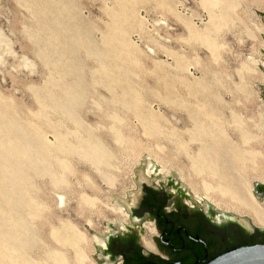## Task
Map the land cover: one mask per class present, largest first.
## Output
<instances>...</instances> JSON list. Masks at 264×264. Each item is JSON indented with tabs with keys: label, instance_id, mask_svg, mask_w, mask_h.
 I'll return each instance as SVG.
<instances>
[{
	"label": "rangeland",
	"instance_id": "obj_1",
	"mask_svg": "<svg viewBox=\"0 0 264 264\" xmlns=\"http://www.w3.org/2000/svg\"><path fill=\"white\" fill-rule=\"evenodd\" d=\"M263 46L264 12L247 6L0 0V264H107L140 175L189 205L218 197L193 124L220 126V181L252 195L264 185ZM98 146L108 182L89 155Z\"/></svg>",
	"mask_w": 264,
	"mask_h": 264
},
{
	"label": "flooded vegetation",
	"instance_id": "obj_2",
	"mask_svg": "<svg viewBox=\"0 0 264 264\" xmlns=\"http://www.w3.org/2000/svg\"><path fill=\"white\" fill-rule=\"evenodd\" d=\"M256 194L264 200V186ZM188 198L143 182L125 227L104 241L107 264H206L238 246L264 244V230L250 233L211 206L189 205Z\"/></svg>",
	"mask_w": 264,
	"mask_h": 264
},
{
	"label": "bare ground",
	"instance_id": "obj_3",
	"mask_svg": "<svg viewBox=\"0 0 264 264\" xmlns=\"http://www.w3.org/2000/svg\"><path fill=\"white\" fill-rule=\"evenodd\" d=\"M206 2L212 7H214V9H218L221 13L228 12L232 15L235 14L238 8L246 6L250 8L252 7L253 9L258 10V12H264V0H206ZM193 126L195 130H203L204 132L205 130L207 131V133L204 135L192 136L190 139V146L192 148V151H194L195 161L197 162V164H199V168L202 173L206 174L211 178H218V182H220V184L222 185L220 180L223 177V172L225 171L226 173V171H228V168L230 167L229 164L231 162L230 155L226 153L224 149L226 144L223 141L224 136L218 129L219 125L215 121H206L203 124H193ZM98 142L96 143L99 144ZM98 147L100 148V150L98 148H95V151L89 152V155L96 163L93 166H96V173L98 174V176L108 182L110 179L107 175V172L110 171V165H108L109 163L106 161L110 159L111 154L109 155L107 151L102 149L100 146ZM27 156H29L28 152ZM37 164L42 165L43 162H38ZM147 174L149 175L150 173L148 172ZM137 178L139 184L141 182H149L146 177H143L141 175ZM221 185L218 184L214 187L215 191L213 192L218 194V197L208 194V191L206 192V194H204L205 197L202 198L205 199L206 203L213 205L219 211L223 212V214L230 213L236 215L241 219V221L249 219L255 227L264 229V202L257 201L250 194V190L248 187H243L242 189L236 190L235 188L230 189L229 186L226 184L222 186ZM194 196L196 197V195ZM120 212L123 213L122 210L112 209V213L121 214ZM123 220L127 222L126 214H123ZM26 227L29 231L31 230L29 225H27ZM148 232L151 236L154 234L152 226L149 227ZM146 245L148 246V244Z\"/></svg>",
	"mask_w": 264,
	"mask_h": 264
},
{
	"label": "water",
	"instance_id": "obj_4",
	"mask_svg": "<svg viewBox=\"0 0 264 264\" xmlns=\"http://www.w3.org/2000/svg\"><path fill=\"white\" fill-rule=\"evenodd\" d=\"M143 182L139 184L141 187ZM264 185H256L255 191L253 192V197L257 201L264 202L260 195L256 194V190L258 187H263ZM204 206L209 208L210 205L208 203H204ZM130 211V209H129ZM224 217H229L226 214L221 213ZM232 220H237L241 223L250 233L254 232L255 228L264 230L258 227H255L249 219L241 221V219H237V217H230ZM245 222V223H244ZM206 264H264V244H252V245H244L233 248L220 256L210 260Z\"/></svg>",
	"mask_w": 264,
	"mask_h": 264
}]
</instances>
